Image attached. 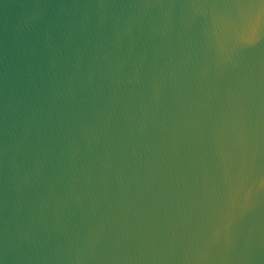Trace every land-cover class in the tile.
Returning a JSON list of instances; mask_svg holds the SVG:
<instances>
[{"label":"water","instance_id":"water-1","mask_svg":"<svg viewBox=\"0 0 264 264\" xmlns=\"http://www.w3.org/2000/svg\"><path fill=\"white\" fill-rule=\"evenodd\" d=\"M0 264H264V0H0Z\"/></svg>","mask_w":264,"mask_h":264}]
</instances>
